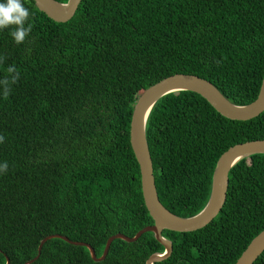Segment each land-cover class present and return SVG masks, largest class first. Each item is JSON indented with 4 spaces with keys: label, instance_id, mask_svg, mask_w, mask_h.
I'll use <instances>...</instances> for the list:
<instances>
[{
    "label": "trees",
    "instance_id": "obj_1",
    "mask_svg": "<svg viewBox=\"0 0 264 264\" xmlns=\"http://www.w3.org/2000/svg\"><path fill=\"white\" fill-rule=\"evenodd\" d=\"M23 3L25 27L33 25L25 41H14L15 26L0 30V81L16 74L8 67L19 73L8 96L0 83V264H24L52 235L99 258L108 237L153 224L129 143L138 94L184 73L236 105L252 102L264 72V0H81L66 22ZM145 139L159 201L189 217L208 200L218 157L264 139V111L233 120L195 92H171L151 108ZM263 229L259 153L229 170L225 201L207 225L162 230L172 250L154 264H234ZM163 251L151 231L115 238L100 260L51 237L29 264H146ZM252 264H264V250Z\"/></svg>",
    "mask_w": 264,
    "mask_h": 264
},
{
    "label": "water",
    "instance_id": "obj_2",
    "mask_svg": "<svg viewBox=\"0 0 264 264\" xmlns=\"http://www.w3.org/2000/svg\"><path fill=\"white\" fill-rule=\"evenodd\" d=\"M35 6L56 22H66L74 14L81 0H67L65 3L56 0H33ZM188 90L202 96L220 115L233 120H248L264 111V72L256 98L245 105H236L225 98L208 80L193 74L175 73L162 78L138 94L133 106L129 124V143L139 166L140 184L144 205L153 224L140 229L134 236L127 237L115 234L108 237L103 253L95 257L93 249L83 242L69 240L65 236L52 235L41 239L37 254L24 264L33 262L40 254L43 243L51 237L82 245L88 248L93 259H103L111 242L115 238L134 241L142 233L151 231L155 239L163 245L162 253H153L146 264L166 259L172 250L171 242L161 235L167 229L176 232H190L207 225L220 211L226 197L228 172L241 159L253 154L264 153V139H255L230 146L217 159L211 180V190L205 206L189 217H179L169 212L159 201L156 192L151 156L145 139V123L154 103L171 92ZM264 250V229L254 236L234 264H252ZM6 264L9 260L6 257Z\"/></svg>",
    "mask_w": 264,
    "mask_h": 264
},
{
    "label": "clouds",
    "instance_id": "obj_3",
    "mask_svg": "<svg viewBox=\"0 0 264 264\" xmlns=\"http://www.w3.org/2000/svg\"><path fill=\"white\" fill-rule=\"evenodd\" d=\"M30 15L31 12L24 6L23 0H3V2H0V30L9 26H15L10 35L17 44H20L25 41L32 30L33 25L31 23H28L27 27H25ZM7 72L16 74L11 77V80L4 79L0 81V83L5 85V96L9 95V84L15 83L19 79V73L16 71L15 67H8ZM3 139L4 138L0 136V142H2ZM3 168H7L6 163L3 165Z\"/></svg>",
    "mask_w": 264,
    "mask_h": 264
}]
</instances>
